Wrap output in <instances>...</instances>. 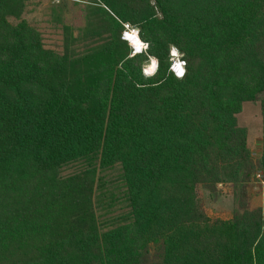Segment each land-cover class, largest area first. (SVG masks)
I'll use <instances>...</instances> for the list:
<instances>
[{
	"label": "trees",
	"instance_id": "obj_1",
	"mask_svg": "<svg viewBox=\"0 0 264 264\" xmlns=\"http://www.w3.org/2000/svg\"><path fill=\"white\" fill-rule=\"evenodd\" d=\"M99 1L106 29L66 24L57 49L0 0V264H264V147L237 117L260 101L264 121V0ZM220 184L229 219L199 193Z\"/></svg>",
	"mask_w": 264,
	"mask_h": 264
},
{
	"label": "rangeland",
	"instance_id": "obj_2",
	"mask_svg": "<svg viewBox=\"0 0 264 264\" xmlns=\"http://www.w3.org/2000/svg\"><path fill=\"white\" fill-rule=\"evenodd\" d=\"M100 6L104 5L99 0H28L22 18L26 19L30 24L34 25L41 31L47 46L60 49L64 38V25L66 24L72 27L74 35H78L82 28L93 31L92 33L106 29V19L100 14ZM126 24L128 23H124L121 29L122 39H124V32L127 29ZM131 26L139 30L137 25L131 24ZM139 43L140 41L137 37V46L140 45ZM128 44L130 48L132 47V51H134L130 41H128ZM170 54L172 70L173 68L176 70L180 64L183 69H185L183 56L175 46L171 48ZM154 60L157 64V60L154 57H151L149 62L145 65L143 72L146 75H152L155 73L154 70L153 73L148 72V68L153 65ZM173 72L176 75L174 70ZM260 103V101L245 102L241 113L237 115L239 124L245 127L250 134L251 150L255 151V157H257L256 152L262 148V142L264 147V125ZM261 129L263 140L259 139V135L261 134L256 135ZM77 168L79 167L74 165L66 167L63 174L74 172ZM263 178V175L257 176L256 180H254L250 187L252 207H257L261 201H263L262 203L264 204ZM219 190V194L213 196L208 190L201 186L199 187V193L204 200L205 209L209 216L212 218L228 219L233 216L234 209L237 206V202L233 195V188L230 184H220Z\"/></svg>",
	"mask_w": 264,
	"mask_h": 264
},
{
	"label": "built area",
	"instance_id": "obj_3",
	"mask_svg": "<svg viewBox=\"0 0 264 264\" xmlns=\"http://www.w3.org/2000/svg\"><path fill=\"white\" fill-rule=\"evenodd\" d=\"M126 31L124 32V36L123 38L128 40V37L127 35L130 34V33H135L137 32L139 34V30L134 28L133 26H131L130 24H126ZM140 36V35H139ZM129 41V40H128ZM133 48H134V52L135 53H140V52H144V51H147L148 50V43L145 42L143 39H142V45L140 48H137L136 46L132 45ZM156 71V70H155ZM185 71H183V75H184ZM182 75V76H183ZM181 76V77H182ZM258 176H262V173H258Z\"/></svg>",
	"mask_w": 264,
	"mask_h": 264
},
{
	"label": "bare ground",
	"instance_id": "obj_4",
	"mask_svg": "<svg viewBox=\"0 0 264 264\" xmlns=\"http://www.w3.org/2000/svg\"><path fill=\"white\" fill-rule=\"evenodd\" d=\"M127 37H128V40L130 41V43H131V45H134V46H136L137 48H140L141 47V45H142V39H141V37L139 36V34L137 33V32H135V33H130V34H128L127 35ZM139 38L140 39V45L139 46H137V44H136V38ZM177 55V54H176ZM157 64H156V61L154 60V62H153V65H151L149 68H148V72L150 73H153L157 68ZM154 70V71H153Z\"/></svg>",
	"mask_w": 264,
	"mask_h": 264
},
{
	"label": "crops",
	"instance_id": "obj_5",
	"mask_svg": "<svg viewBox=\"0 0 264 264\" xmlns=\"http://www.w3.org/2000/svg\"><path fill=\"white\" fill-rule=\"evenodd\" d=\"M248 102V101H247ZM261 104V103H260ZM244 105V104H243ZM241 113V112H240ZM261 114H262V108H261ZM262 120H263V116H262ZM263 125H264V121H263ZM263 128V127H262ZM247 132H248V130H247ZM259 134H261V135H259ZM256 135H259V139L260 140H263V134H262V129L260 130V132H258ZM258 139V140H259ZM248 144H249V147L252 149V146H251V139H250V134L248 133ZM261 146H262V148L261 149H259L258 150V152H256V155H257V157L259 156H261L262 155V153H263V142L261 143ZM253 153L255 154V151H253ZM263 201H261L260 203H259V205H257V206H263L264 204L262 203ZM231 218V217H230ZM229 219V218H228Z\"/></svg>",
	"mask_w": 264,
	"mask_h": 264
},
{
	"label": "clouds",
	"instance_id": "obj_6",
	"mask_svg": "<svg viewBox=\"0 0 264 264\" xmlns=\"http://www.w3.org/2000/svg\"><path fill=\"white\" fill-rule=\"evenodd\" d=\"M174 71L176 72V75L179 76V77H181L183 75V71L180 72V73H178L177 70H174ZM184 71H185V69H184Z\"/></svg>",
	"mask_w": 264,
	"mask_h": 264
}]
</instances>
